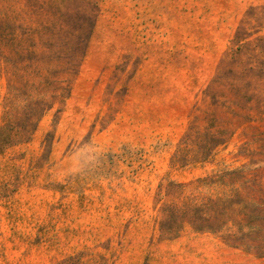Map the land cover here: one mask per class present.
<instances>
[{
  "label": "rangeland",
  "instance_id": "374dc122",
  "mask_svg": "<svg viewBox=\"0 0 264 264\" xmlns=\"http://www.w3.org/2000/svg\"><path fill=\"white\" fill-rule=\"evenodd\" d=\"M251 215L264 0H0V264H264Z\"/></svg>",
  "mask_w": 264,
  "mask_h": 264
},
{
  "label": "trees",
  "instance_id": "16d2710c",
  "mask_svg": "<svg viewBox=\"0 0 264 264\" xmlns=\"http://www.w3.org/2000/svg\"><path fill=\"white\" fill-rule=\"evenodd\" d=\"M236 196L233 197H224L219 198L215 202H210L211 207L210 213L207 215V219H205V222H207L209 225L205 227L206 230H209L210 232H218L224 229L229 222H232L233 226H235L234 216L238 213V210L236 209L237 202L235 201ZM256 220H259V217L257 215H251L248 217V223L247 225L240 224V230H243L244 226H247L250 230L254 231L253 234L257 235L261 228L264 226L263 224H256ZM215 224L218 225L216 227L218 231H214L211 226H214ZM204 229V230H205ZM237 235L233 234L228 236L229 240L233 238V240ZM245 235H241L243 238ZM240 238V239H242Z\"/></svg>",
  "mask_w": 264,
  "mask_h": 264
}]
</instances>
